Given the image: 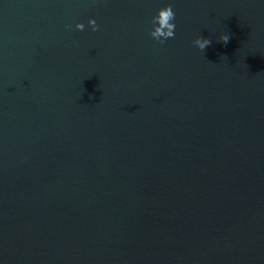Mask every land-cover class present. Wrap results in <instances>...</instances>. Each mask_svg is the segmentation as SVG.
Returning <instances> with one entry per match:
<instances>
[{
    "label": "water",
    "instance_id": "water-1",
    "mask_svg": "<svg viewBox=\"0 0 264 264\" xmlns=\"http://www.w3.org/2000/svg\"><path fill=\"white\" fill-rule=\"evenodd\" d=\"M0 264H264V0H0Z\"/></svg>",
    "mask_w": 264,
    "mask_h": 264
},
{
    "label": "clouds",
    "instance_id": "clouds-1",
    "mask_svg": "<svg viewBox=\"0 0 264 264\" xmlns=\"http://www.w3.org/2000/svg\"><path fill=\"white\" fill-rule=\"evenodd\" d=\"M175 20V13L171 7L168 5L162 9H159L155 16H153L150 20V24L154 27L148 33V35L155 41L160 44H163L166 40L174 38L175 35V24L172 22ZM88 27L91 31L95 32L98 31V25L96 21L93 19H89L87 21ZM85 26L82 23L75 24V30L77 31H84ZM230 40V35H221L219 37V42L227 45ZM193 45L201 50L204 51L207 47L211 45V40L206 38H197L193 42Z\"/></svg>",
    "mask_w": 264,
    "mask_h": 264
}]
</instances>
